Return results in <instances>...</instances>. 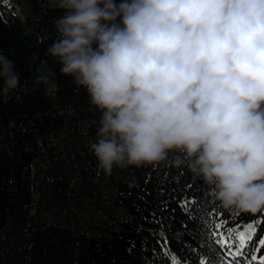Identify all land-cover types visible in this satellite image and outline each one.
Wrapping results in <instances>:
<instances>
[{
	"label": "clouds",
	"instance_id": "9594fccd",
	"mask_svg": "<svg viewBox=\"0 0 264 264\" xmlns=\"http://www.w3.org/2000/svg\"><path fill=\"white\" fill-rule=\"evenodd\" d=\"M46 55L102 115L96 175L169 162L226 211H264V0H45ZM0 51V102L20 87Z\"/></svg>",
	"mask_w": 264,
	"mask_h": 264
},
{
	"label": "trees",
	"instance_id": "16d2710c",
	"mask_svg": "<svg viewBox=\"0 0 264 264\" xmlns=\"http://www.w3.org/2000/svg\"><path fill=\"white\" fill-rule=\"evenodd\" d=\"M44 4L0 0V51L21 74L20 87L0 102V264L264 259V211L224 210L210 188L186 167H174L171 157L97 177L89 141L102 113L46 55L56 39L53 17L62 13ZM43 63L57 85L40 78ZM238 228L243 242L221 244L225 232Z\"/></svg>",
	"mask_w": 264,
	"mask_h": 264
},
{
	"label": "snow or ice",
	"instance_id": "6c2138e0",
	"mask_svg": "<svg viewBox=\"0 0 264 264\" xmlns=\"http://www.w3.org/2000/svg\"><path fill=\"white\" fill-rule=\"evenodd\" d=\"M248 229H249V232L251 233L252 232V229H253V225L252 224H249L248 225ZM240 241L243 242L244 239H245V236L243 233H241L240 237H239ZM260 244L261 246H264V240H261L260 241ZM238 255H242L243 253L242 252H239L237 253ZM171 260H172V264H180V262L173 256L171 257ZM251 261L252 262H256L257 261V257L255 255H252L251 256ZM200 264H210V262H205V261H200ZM220 264H224V261L222 260L220 262ZM258 264H264V259H260Z\"/></svg>",
	"mask_w": 264,
	"mask_h": 264
},
{
	"label": "rangeland",
	"instance_id": "374dc122",
	"mask_svg": "<svg viewBox=\"0 0 264 264\" xmlns=\"http://www.w3.org/2000/svg\"><path fill=\"white\" fill-rule=\"evenodd\" d=\"M242 229H232V231H228L224 233V236L221 239V244H226L228 242L227 238H230L233 242H237L238 244L241 243L239 237L241 235Z\"/></svg>",
	"mask_w": 264,
	"mask_h": 264
},
{
	"label": "water",
	"instance_id": "95a60500",
	"mask_svg": "<svg viewBox=\"0 0 264 264\" xmlns=\"http://www.w3.org/2000/svg\"><path fill=\"white\" fill-rule=\"evenodd\" d=\"M51 71H52L51 68L46 63H43L38 73L41 79H47L49 81L56 83L57 85L56 78L51 75Z\"/></svg>",
	"mask_w": 264,
	"mask_h": 264
}]
</instances>
